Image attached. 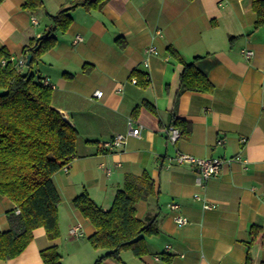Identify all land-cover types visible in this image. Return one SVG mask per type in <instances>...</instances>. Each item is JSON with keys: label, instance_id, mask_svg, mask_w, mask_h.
<instances>
[{"label": "crops", "instance_id": "0c3cea01", "mask_svg": "<svg viewBox=\"0 0 264 264\" xmlns=\"http://www.w3.org/2000/svg\"><path fill=\"white\" fill-rule=\"evenodd\" d=\"M24 1L0 3V49L14 63L29 40L49 28L50 15L70 5L42 0L30 11ZM70 15L69 27L56 31L54 46L31 68L48 79L53 106L78 133L75 157L52 177L59 235L50 239L37 227L23 251L0 264H44L40 252L50 246L62 264H93L105 249L89 243L95 228L73 199L86 191L108 209L125 178L144 172L153 194L136 201V216L155 218L157 232L145 235L141 255L125 249L100 264H246L248 254L252 264L264 261V238L247 243L250 226L264 231V26L254 28L252 0H101ZM77 35L82 39L74 42ZM150 45L155 53L146 52ZM171 48L186 62L199 57L194 64L213 90H181L183 66ZM247 49L254 51L250 58ZM128 118L142 127L140 136L107 151L102 143L126 134ZM175 119L191 129L172 142L167 130L178 127ZM177 152L224 161L202 188L193 166L175 162ZM195 193L214 207L205 209ZM172 202L177 210L169 208ZM13 208L0 195V233ZM175 214L187 223L178 226ZM76 224L79 236L69 233Z\"/></svg>", "mask_w": 264, "mask_h": 264}, {"label": "trees", "instance_id": "16d2710c", "mask_svg": "<svg viewBox=\"0 0 264 264\" xmlns=\"http://www.w3.org/2000/svg\"><path fill=\"white\" fill-rule=\"evenodd\" d=\"M100 1L70 0V5L50 15L49 28L30 39L23 48L22 57L31 55L32 59L22 68L16 67L4 48L0 49V195L7 196L15 204V208L7 211L8 229L0 233L1 260L19 255L37 227H43L50 239L59 235L57 207L60 199L52 177L75 157L78 133L53 106V88L44 84L43 77L31 68L54 46L56 31L63 32L69 27L70 11L74 7H95ZM42 5V0H25L22 6L32 11ZM252 8L256 16L254 28L264 26V0H252ZM170 51L183 66L181 90H213L205 73L194 64L199 57L186 62L175 49ZM2 59H7L3 65ZM176 120L173 121L178 125L179 136L187 137L190 125ZM152 189L153 181L144 172L141 176L125 178L108 209L94 203L86 191L73 199V205L95 228L88 237L89 243L94 248L105 249L93 264H100L107 257L118 258L125 249H131L136 255L144 252V237L157 232L156 220L153 217L139 219L135 203L151 196ZM249 234L248 244L258 234L259 240L264 238V231L257 225L250 226ZM40 254L44 264H62L55 246L44 248ZM251 260L248 254L246 264H252Z\"/></svg>", "mask_w": 264, "mask_h": 264}, {"label": "built area", "instance_id": "2783aa9c", "mask_svg": "<svg viewBox=\"0 0 264 264\" xmlns=\"http://www.w3.org/2000/svg\"><path fill=\"white\" fill-rule=\"evenodd\" d=\"M34 19V18H33ZM35 21V20H34ZM156 32L158 34H160V30H156ZM82 37L77 35L76 38L74 39V42H77L79 40H81ZM147 53H155V47L153 45H150L147 47L146 49ZM243 54L247 57L250 58L253 56L254 51L251 49H247V50H243ZM7 59H2L1 63L2 65L5 64ZM10 60L13 61V58L10 57ZM25 61L26 59H24V57H20L16 60V62L14 63L16 65V67H23L25 65ZM147 64V63H145ZM133 82L136 81L134 78H132ZM41 81L46 84V85H50V82L48 81L47 78H42ZM51 87H53L52 85H50ZM95 96L97 97H101L102 95V91L101 90H97L95 91ZM127 133L126 134H116L114 135L111 139H109L108 141H105L104 143H102V146L107 149V151H113L116 149H120V147L126 143L127 137L128 136H140V131H141V126L140 125H134V120L132 118H128L127 119ZM168 133V137L172 142H175L178 138H179V130L176 127H170L167 130ZM238 158H240V155L237 156ZM175 162L177 163H185V164H189L191 166L194 167L195 171H196V175H195V184L199 187H204L205 186V182L207 181V179H209L212 176H215L216 173L219 172L221 165L223 164V159L221 157H206V158H199V157H194L192 155L189 154H185L182 152H177L176 156H175ZM68 166H65L63 169H67ZM106 173L109 174L110 170L109 169H105ZM194 197L197 200L203 201V207L205 209H209L214 207V203L209 202L206 198L202 197L200 194L195 193ZM169 208L171 210H177L178 205L175 202L169 203L168 204ZM16 212H18V209L16 210ZM174 221L176 222V224L178 226H182L185 225L187 223V218L181 214H175L174 215ZM69 233L73 236H79L82 234V230H81V225L80 224H76L72 227H70L69 229ZM166 249H169L170 246L166 245L165 247Z\"/></svg>", "mask_w": 264, "mask_h": 264}, {"label": "water", "instance_id": "95a60500", "mask_svg": "<svg viewBox=\"0 0 264 264\" xmlns=\"http://www.w3.org/2000/svg\"><path fill=\"white\" fill-rule=\"evenodd\" d=\"M25 59H26L25 64L28 65L30 63V60L32 59L31 55H28L27 58Z\"/></svg>", "mask_w": 264, "mask_h": 264}, {"label": "rangeland", "instance_id": "374dc122", "mask_svg": "<svg viewBox=\"0 0 264 264\" xmlns=\"http://www.w3.org/2000/svg\"><path fill=\"white\" fill-rule=\"evenodd\" d=\"M33 66H34V64H33Z\"/></svg>", "mask_w": 264, "mask_h": 264}]
</instances>
